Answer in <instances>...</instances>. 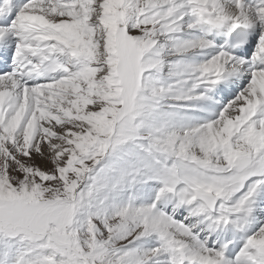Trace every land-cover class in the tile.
Segmentation results:
<instances>
[{
  "label": "snow or ice",
  "instance_id": "snow-or-ice-1",
  "mask_svg": "<svg viewBox=\"0 0 264 264\" xmlns=\"http://www.w3.org/2000/svg\"><path fill=\"white\" fill-rule=\"evenodd\" d=\"M0 62V264H264V0H0Z\"/></svg>",
  "mask_w": 264,
  "mask_h": 264
},
{
  "label": "bare ground",
  "instance_id": "bare-ground-1",
  "mask_svg": "<svg viewBox=\"0 0 264 264\" xmlns=\"http://www.w3.org/2000/svg\"><path fill=\"white\" fill-rule=\"evenodd\" d=\"M10 59V57H9ZM0 69L7 70V66L0 62Z\"/></svg>",
  "mask_w": 264,
  "mask_h": 264
},
{
  "label": "rangeland",
  "instance_id": "rangeland-1",
  "mask_svg": "<svg viewBox=\"0 0 264 264\" xmlns=\"http://www.w3.org/2000/svg\"><path fill=\"white\" fill-rule=\"evenodd\" d=\"M36 162H37V163H40V161H39V160H37Z\"/></svg>",
  "mask_w": 264,
  "mask_h": 264
}]
</instances>
